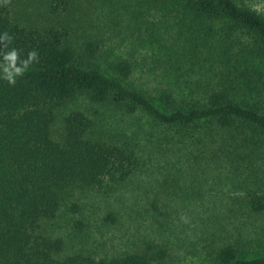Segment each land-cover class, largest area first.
<instances>
[{
    "label": "trees",
    "instance_id": "trees-1",
    "mask_svg": "<svg viewBox=\"0 0 264 264\" xmlns=\"http://www.w3.org/2000/svg\"><path fill=\"white\" fill-rule=\"evenodd\" d=\"M27 1L0 0V35L13 38L0 54L37 53L14 86L0 79V264H264L239 233L231 240L223 209L195 203L223 164L240 171L264 156V15L240 0H97L109 15L95 23L75 18L76 0H41L43 12L26 13ZM132 1L134 19L164 12L185 40L172 53L179 75L156 94L131 78L132 53L98 60L111 50L101 28ZM134 177L151 200L141 224L101 242L84 231L70 250L48 233L63 208L81 211L77 192L117 203L116 185ZM155 184L165 194H150ZM243 198V211H264L263 195L246 188Z\"/></svg>",
    "mask_w": 264,
    "mask_h": 264
},
{
    "label": "rangeland",
    "instance_id": "rangeland-1",
    "mask_svg": "<svg viewBox=\"0 0 264 264\" xmlns=\"http://www.w3.org/2000/svg\"><path fill=\"white\" fill-rule=\"evenodd\" d=\"M25 1V0H22ZM27 1V0H26ZM36 1V0H35ZM250 8L264 15V0H240ZM44 6L41 0L36 3ZM116 3V1H114ZM135 1H132L130 7H125L123 11L119 8L120 16L115 22L103 26L100 30L103 39L110 41L111 48L109 55L100 53L98 60L100 63L111 61L115 57H130L134 63V69L131 78L138 83L146 84L149 92L156 94L160 89L157 87L158 81H172L179 72L176 70L175 53L177 47L184 44V39L179 38L177 27L174 20L164 12L158 14L155 11H150L138 18L132 17L135 11ZM26 13L31 10L43 12L44 10L37 4L30 1L26 3ZM132 4L134 7H132ZM100 9V2L97 0H76L75 18L83 15L85 21L99 20L102 15H109L106 8ZM38 7V9H37ZM190 42V39H186ZM107 48V49H108ZM106 51V49H104ZM105 54V55H104ZM157 79V82H153ZM253 163V164H251ZM207 182L203 189L200 190L199 200L195 203H200L209 209H223L226 214L221 223L225 224L229 229L233 230L231 240H234L237 233L241 235L245 241L247 252L257 255L264 254V211L259 214H250L242 210L243 196L246 188L248 190L264 196V156L258 154L251 160L246 161L240 171H232L231 167L222 165V168L216 170L215 173L204 177ZM155 192L164 193V187L161 185H148ZM112 197H119L120 200L115 202L114 198L107 199L103 195H94V192L85 191L84 193H76L72 200H76L81 204V211L71 214L63 208L58 217L53 220L47 227L48 233L53 236L62 237L65 239L67 249H74L77 245V239L85 232H88L92 239L101 242L105 239H115L122 228L120 224L131 223V220H136L137 224L140 221L142 213L148 206L149 199L146 198L142 188V181L139 178H133L122 186H117L115 194ZM151 201V200H149ZM118 211L115 221H102L104 212ZM228 210H236L237 213L229 214ZM80 219L83 224V229L78 232L74 228V221ZM190 228L193 236H196V230L202 235L203 227L199 224L194 225V221H190ZM220 227L219 221L216 219L214 223L209 225V228L216 232ZM204 231V230H203ZM76 236V237H75ZM116 236V237H115ZM199 239H195L198 241ZM188 258L192 261L196 259L191 255Z\"/></svg>",
    "mask_w": 264,
    "mask_h": 264
},
{
    "label": "clouds",
    "instance_id": "clouds-1",
    "mask_svg": "<svg viewBox=\"0 0 264 264\" xmlns=\"http://www.w3.org/2000/svg\"><path fill=\"white\" fill-rule=\"evenodd\" d=\"M12 39L7 33L0 35V42L7 41L5 48L12 43ZM0 56H2L0 59V79L6 81L9 86H14L37 60L36 51H30L26 58H22L20 50L15 47L4 51Z\"/></svg>",
    "mask_w": 264,
    "mask_h": 264
}]
</instances>
